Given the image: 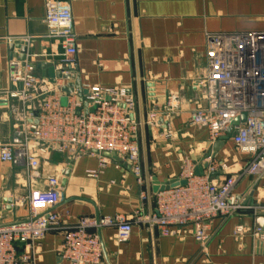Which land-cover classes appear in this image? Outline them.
I'll return each mask as SVG.
<instances>
[{"label": "crops", "instance_id": "1", "mask_svg": "<svg viewBox=\"0 0 264 264\" xmlns=\"http://www.w3.org/2000/svg\"><path fill=\"white\" fill-rule=\"evenodd\" d=\"M47 0H0V146L10 143L37 114L43 104L38 87L32 99L13 97L21 89L9 79V62L19 50L10 45L31 37L28 56L51 52L45 37ZM69 4L78 41L77 77L83 87L125 88L134 98L140 166L144 185L138 183L131 166L118 157L107 158L102 167L98 155L72 156L48 148L41 156L39 178L31 182L26 166L0 160V224H11L31 216L32 190H45L46 179L56 175L61 183L60 202L53 211L73 225L80 217H122L150 215L156 210V185L180 178L182 159L189 157L197 169L213 152L209 132L191 125L194 111L206 107L205 91L197 84L207 68V38L212 34L264 36V0H54ZM37 75L48 77L53 59L38 56ZM53 61L58 62L59 58ZM46 72V74H44ZM75 80H63V86ZM64 95L69 94L64 92ZM178 97L180 110L160 122L169 125L173 139L162 136V128L148 125L150 112L162 110L169 97ZM35 117V116H34ZM226 162L228 173H238L248 157L237 152L231 138L215 154ZM71 161L73 164L71 165ZM71 166L68 178L64 173ZM96 171L97 177H88ZM229 174L219 172L215 183ZM145 193L146 199L141 195ZM235 193L247 197L250 205L264 206V176L246 177ZM44 212V209H39ZM238 226L247 229L236 234ZM261 230L255 239L250 234ZM116 228L101 231L104 258L101 264H264V209L247 210L227 219L214 220L206 255L189 232L163 237L155 228L134 224L126 243L115 240ZM260 242V243H259ZM62 235L49 232L38 247L34 264H69L58 257Z\"/></svg>", "mask_w": 264, "mask_h": 264}, {"label": "built area", "instance_id": "2", "mask_svg": "<svg viewBox=\"0 0 264 264\" xmlns=\"http://www.w3.org/2000/svg\"><path fill=\"white\" fill-rule=\"evenodd\" d=\"M45 9L44 21L48 26L45 38L52 42L51 52L45 51L33 58L27 56L25 61L17 54L9 62L11 83L21 85L12 96L30 101V91L38 87L43 104L10 143L0 146V160L26 166L29 180L35 182L39 178L41 156L47 154L48 148L32 151L34 144H44L57 153L76 157L98 155L102 167L108 161L104 154H115L131 166L143 186L138 143L141 123L134 118L133 96L125 88L90 86H82L87 91L82 97L77 90L65 96L63 78L50 82L42 81L37 75L38 56L59 58L58 62L50 63L55 72L62 75L77 77L78 73V41L70 5L47 0ZM18 41L28 47L32 38ZM206 58V72L197 86L204 89L207 106L194 111L191 125L207 129L213 146L227 134L232 122L246 113V121L233 128L230 138L237 152L248 157L247 166L236 174H229L226 162L209 154L203 161L202 174L198 175L196 164L184 157L179 180H185L186 185L158 192L156 210L150 215L137 213L131 219L80 217L73 225L67 222L68 217L63 218L53 211L60 202L61 182L58 176L50 175L45 190L31 191L28 219L0 224V264H34L39 256L38 247L49 232L62 235L57 253L60 260L69 264H101L104 258L101 231L116 228L115 240L122 244L130 239L134 224L155 228L163 237L189 232L200 244L201 254L206 255L214 220L264 209L263 205L248 204L247 197L235 193L246 177L264 176V36L255 33L209 35ZM179 110L178 97L171 95L165 108L155 107L150 112L146 123L162 128L165 139H173L169 125L161 123L160 119L169 118ZM219 172L229 175L221 183H215L214 176ZM87 175L97 177V172L89 171ZM141 198L146 199L145 193ZM247 231L238 226L236 234L243 235ZM250 234L255 239L263 236L259 229Z\"/></svg>", "mask_w": 264, "mask_h": 264}, {"label": "water", "instance_id": "3", "mask_svg": "<svg viewBox=\"0 0 264 264\" xmlns=\"http://www.w3.org/2000/svg\"><path fill=\"white\" fill-rule=\"evenodd\" d=\"M10 49L12 52H14L15 50H19V58L21 61H25L27 59V56H28V47L27 45L24 43V42H21V41H17L13 44L10 45ZM47 67L49 68V71H48V77L52 78V79H55V78H63L64 80H75V83H72V84H68L66 87L63 88V91L67 94H72L74 93L75 90L78 91V95L80 97H82L83 95H86L87 94V91L86 90H83L82 89V83L80 82V80L78 79V77L76 76H72V75H62L61 72H55L54 70V67H53V64H46ZM44 74H46V72H44ZM66 100L64 99L63 100V103L65 104ZM246 118H247V114L246 113H243L241 115V117L235 119L233 122H232V125L231 127L228 129L227 131V134L222 137L217 143H215L214 145V148H213V152L211 153V155L213 157H215V154L224 146V143L225 141L229 140L230 139V135L233 131V128L234 127H237L239 126L241 123L245 122L246 121ZM37 123V122H36ZM96 154H99L98 152H95ZM106 157H113L114 159L116 160H119L118 157L115 155V154H108V153H105L104 154ZM73 164V161H71V165ZM71 174V166L70 168L68 169V171H66L64 173V176L66 178H68ZM196 174L198 175H201L202 174V169L199 168L196 170ZM62 184L65 183L66 181L62 180L60 181ZM186 185V181L185 180H178V179H175V180H171V181H168V182H165L162 187H160L157 183L156 185V191H165V190H169L170 188H174V187H177V186H184Z\"/></svg>", "mask_w": 264, "mask_h": 264}]
</instances>
